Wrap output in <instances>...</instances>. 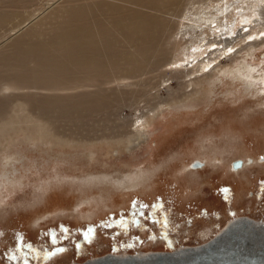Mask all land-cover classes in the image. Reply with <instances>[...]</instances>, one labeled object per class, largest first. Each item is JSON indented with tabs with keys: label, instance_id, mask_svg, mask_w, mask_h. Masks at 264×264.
<instances>
[{
	"label": "rangeland",
	"instance_id": "1",
	"mask_svg": "<svg viewBox=\"0 0 264 264\" xmlns=\"http://www.w3.org/2000/svg\"><path fill=\"white\" fill-rule=\"evenodd\" d=\"M89 1L92 6L103 0ZM29 2L0 0V13L15 14L0 24V69L6 64L0 70V122L14 119L0 129V169L13 179L0 185V264H79L108 255L170 252L211 240L237 217L264 225V163L257 161L264 155L260 78L245 82L222 72L210 86L154 67L96 86L38 88L27 81L35 64L10 59L14 40L36 28L28 43L45 41L74 5L90 2ZM173 46L165 44L172 49H165V59ZM235 55L220 58L224 71L245 64L264 75V44ZM21 78L27 84L19 86ZM95 89L109 100L89 111L65 114L58 107L44 115L31 101ZM140 115L148 125L143 135L131 127ZM38 120L47 132L36 128ZM7 154L15 155L8 166L2 161ZM248 157L251 164L231 169L232 161ZM195 159L203 165L186 169Z\"/></svg>",
	"mask_w": 264,
	"mask_h": 264
},
{
	"label": "bare ground",
	"instance_id": "2",
	"mask_svg": "<svg viewBox=\"0 0 264 264\" xmlns=\"http://www.w3.org/2000/svg\"><path fill=\"white\" fill-rule=\"evenodd\" d=\"M7 1L25 4L36 0ZM80 4L71 8L65 21L64 19L56 21L46 32L49 36L47 40L28 43L27 38L38 35L36 28H32L25 36L22 35L23 37L20 36L14 40L13 46L16 53L15 56L11 54L13 52L11 49L10 59L16 58L19 63H23V66L24 62L35 64V69L28 73L27 81L37 83L36 87L47 90H69L82 86H96L133 77L140 72H146L147 68L154 67L163 68L171 74L177 72L190 83L195 84L206 81L211 86L214 76L222 72L232 73L240 80L250 77L253 80L260 78L264 83V75H254L253 68L245 64L242 66L235 55L245 52L251 54L252 49L264 44V0H187L186 2L183 0H110V2L103 0L96 4L94 2L92 6L91 2L87 3L88 5L86 3L82 5L81 2ZM5 12L0 13V24L7 19L10 22V16L15 15ZM173 16L175 20L171 22ZM8 20L7 23H9ZM251 33L254 35H250ZM46 35L43 36L47 38ZM41 37L42 35L38 36L40 39ZM43 38L41 40H44ZM165 44L174 45L169 59L163 56L165 49L167 50ZM234 46H238L235 52ZM0 57L2 58L3 55L1 54ZM228 57H236L234 62L238 61L240 66L224 71L225 69H222L224 67L220 66V58ZM239 57L241 59L243 55ZM11 62L13 63V60ZM211 64H214L212 70L215 72L212 73V70L205 72ZM189 65L192 67L188 68ZM4 66L6 67V64ZM5 67H1L0 70ZM12 68L18 69V67ZM192 75L193 78H191ZM203 76L205 79L202 78ZM10 80L13 81V78ZM25 80L21 78L19 86ZM24 84H27L26 81ZM6 89L11 88L6 87ZM108 98L109 95L99 90L96 92L95 89V91L74 92L66 95L33 96L31 101L42 109L44 115H47L51 109L58 107L60 110L63 108L62 111L65 114L97 109L107 104ZM7 113H9L8 110ZM142 118L143 115L136 116L131 123V127L135 126V130H141L140 135L144 134L148 126L145 125V120H141ZM13 120V117L2 119L0 129H3V123L7 126ZM36 128L40 133L47 132V128L41 121ZM127 142H129L128 139ZM130 142H133V139ZM14 158L15 155L11 154L3 156V165L8 166ZM257 161L264 163L261 157L257 158ZM251 163L252 158L250 161L245 159L241 167ZM185 168L192 167L188 164ZM196 168L198 167L192 169ZM232 170L236 171L238 168ZM9 176L6 168H1L0 185L6 181H13ZM238 236H253L256 243H264V225L255 223L250 217H237L229 221L214 238L197 246L179 248L170 252L108 255L79 264H159L161 261L165 264L177 263L222 248Z\"/></svg>",
	"mask_w": 264,
	"mask_h": 264
},
{
	"label": "water",
	"instance_id": "3",
	"mask_svg": "<svg viewBox=\"0 0 264 264\" xmlns=\"http://www.w3.org/2000/svg\"><path fill=\"white\" fill-rule=\"evenodd\" d=\"M264 160V155L261 156ZM250 161L251 158L246 159ZM242 159L232 161L231 168L241 167ZM202 161L195 159L189 163V167H200ZM254 237H236L226 246L207 252L195 258H189L185 261L167 264H264V243H256ZM160 255V254H159ZM125 264V263H121ZM159 264H165L160 262Z\"/></svg>",
	"mask_w": 264,
	"mask_h": 264
}]
</instances>
